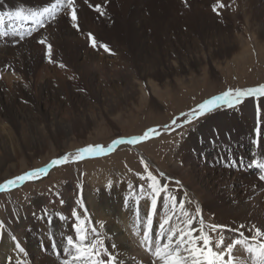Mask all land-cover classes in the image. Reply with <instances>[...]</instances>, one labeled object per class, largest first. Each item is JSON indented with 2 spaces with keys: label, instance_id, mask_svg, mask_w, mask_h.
<instances>
[{
  "label": "rangeland",
  "instance_id": "374dc122",
  "mask_svg": "<svg viewBox=\"0 0 264 264\" xmlns=\"http://www.w3.org/2000/svg\"><path fill=\"white\" fill-rule=\"evenodd\" d=\"M199 1L201 3H195L194 7L190 6L189 0L186 3L185 0H166V16L149 21V34L144 36L147 46L141 48L125 49L123 36L103 34L94 22L77 29L69 20L64 21L67 24L65 29L73 30V36L64 40L67 45L73 43L71 45L75 46L74 43H77L79 49L70 47L64 50L56 45L58 41L51 34L55 33L51 32L52 28L56 29L55 23L42 28L44 33L40 30L34 32L32 36H37L33 39L32 36L22 41L14 36L0 38L2 60L22 62L24 54L33 65L32 72H28L24 65L14 72L20 73L16 81L0 77V183L31 169L44 167L50 160L66 153L74 154L87 145L107 146L118 138L140 136L148 128L159 132L137 146L119 145L107 155L86 156L83 160L51 168L40 179L0 193V221L4 222V227L0 228V254H5L4 261L9 264H17V261L24 264L25 261L22 259L25 254L18 249L13 250V247H7L5 253L1 252L4 251L6 235L11 245L19 242L25 252L27 246L30 248L28 240L33 239L40 253L43 251L62 263L63 259H67L63 256L66 225L75 222L73 210L83 218L86 208L92 225L99 232L101 220L91 216L88 197L97 203L99 189L107 190V185L127 184L130 189L118 201L136 204L139 198L140 219L143 220L150 201L140 192L139 186L143 185L145 192L150 189L149 181L141 179L146 176L141 160L147 163L148 170L157 176L161 184L168 186L169 192L183 196L186 193L185 197L194 208L197 206L196 199L169 176L171 167L175 164L176 168H182L181 159L194 155L202 143L203 146L218 143L219 147L214 146V151H209L210 161L215 160L219 168L229 170V149H226L229 144L224 145L229 143L227 115L236 107L215 110L221 111V116H226L228 122V128L221 135L216 127L205 133L197 130L215 111L191 123H186V116L181 114L189 113L197 105L229 88L247 89L264 84V0ZM33 3L29 2L30 6H26L19 2L13 7L9 1L0 0V13L22 6L26 12L39 10V5ZM219 4L224 7H219ZM214 6H217L216 11ZM157 9L154 11H162ZM91 10L98 12L96 8ZM200 10L204 11V15L211 13L216 19V26L205 28L204 33L195 32L191 25L186 30V16ZM8 22L10 32L13 28L27 31V27L31 26V22H23V25H18L15 20ZM172 23L179 31L168 30ZM90 32L92 37L95 36V47L89 38ZM98 32L102 36L99 39L96 38ZM42 37H47V42L52 45V62L46 57V46L37 42ZM138 41H142L140 37ZM228 43L229 46L234 45L235 50L226 54L223 52ZM101 45H107V50ZM61 64L64 67H60ZM173 119H176V125L171 124ZM165 125L170 127L166 129ZM190 138L195 139L196 145L189 143ZM237 161L240 162L239 159ZM242 166L246 170L244 162ZM161 173L164 175L161 176ZM81 199L83 207L78 204ZM120 209L130 220L131 235L137 242L140 241L143 225L136 227L135 212L121 203ZM165 211L161 205L154 218L153 232L158 229ZM61 215L64 219L60 218ZM200 215L205 222V230L211 235L209 226L218 223L213 222L210 215ZM199 219L200 216L197 217L198 222ZM115 222L118 225L119 220L115 219ZM54 223L64 228L60 232L50 229ZM43 224L47 230L39 226ZM136 232L140 234L136 235ZM119 233L121 237L124 235L123 231ZM131 250L136 254L142 251L146 256L149 253L135 250L132 245Z\"/></svg>",
  "mask_w": 264,
  "mask_h": 264
},
{
  "label": "bare ground",
  "instance_id": "6f19581e",
  "mask_svg": "<svg viewBox=\"0 0 264 264\" xmlns=\"http://www.w3.org/2000/svg\"><path fill=\"white\" fill-rule=\"evenodd\" d=\"M7 1H9L11 3L10 6L13 7H16L15 6L16 3L19 2H22L26 6H30L28 5L29 2H34L33 4L36 3V5H39L38 6L40 7L39 10L43 9L44 7L50 6V3L54 2V1L50 2L51 0H43V1L42 0H7ZM105 1L107 2L105 3ZM165 1L166 0H87V2H85V0H77L79 26L81 28L88 23L93 24L94 22V24L96 23V25L100 28L103 34L111 33L116 37L119 35L123 36L122 44L124 45L125 49H130L131 47L135 48L138 46L140 48L145 47L147 46V43L144 41V36L147 35V33L149 32V27H148L149 21L152 20V18L158 19L160 16L165 17L167 14L166 11L168 10V7L167 6L165 7ZM189 1H190V6L200 2L199 0H189ZM95 5L101 6V12L104 13L103 15H101V12L95 11L94 13L93 12L94 10L93 11L91 10L92 8L93 9L95 8L94 7ZM175 6L177 7V4ZM157 8L161 9L162 11H157V12L154 11V9ZM15 9L16 8L11 10L14 11ZM185 12L187 11H184V13ZM201 12H192L191 14L186 16L188 17L186 23L187 26L186 30H188V28L191 25L195 28V30L193 29L195 32L197 31L198 33H201L207 27L216 26V22L214 21L215 18L213 19V15H211V13L210 14L206 13L204 15L203 14L204 11ZM156 14L158 16H155ZM205 18L206 19L208 18L209 20L205 21ZM65 20H69L68 17L61 15L56 21L52 22L56 24L55 26L56 29L54 30L52 28L51 29L52 31L50 30L51 32H55L51 34L53 38L56 41H58L56 45L64 50L69 49L70 47H76V49H79L77 43H74L75 46L71 45L73 43H69L67 45L66 44L67 41L64 40L65 38L73 36L72 34L73 30L71 31L69 28L65 29L67 25L64 22ZM16 23L18 25L22 24V22L19 21H16ZM9 24L10 22H8V20L6 19L5 27L8 28ZM169 25H171V22ZM21 28L25 29L24 26H22ZM46 28H48V26ZM173 29L179 31V28H177L174 25V23H172V27L170 28L168 27L169 31H172ZM40 31L44 33L45 30L40 29ZM47 31L49 30L47 29ZM97 34H98L96 37L97 39H99V37H102L100 36L99 32ZM85 35L86 34H84V36ZM35 37L32 36V39ZM139 37L140 40H142L140 43L139 41L136 42L139 39ZM79 41H82V39ZM234 48H235L234 45L229 46L228 43L225 45V50L223 53L227 54L229 53V51L235 50ZM25 51L27 50L25 49ZM20 55L22 54L20 53ZM21 58H23L24 61L21 60L22 62H14L15 61L14 59L2 60V58H0V77L3 78L4 76V78L9 79L10 81L11 80L14 81L15 78L16 80H18L19 78L17 79V77L20 76V75L18 76V74L20 73H14V72L19 71L18 69H20L23 65L25 66L28 72H32L33 71L32 68L33 65L31 64L32 61H30L29 58L26 60L24 54L21 56ZM170 74L172 75V73ZM258 104L261 107V114L259 118L261 123L259 125H258L257 112H256V108ZM220 112L221 111L213 112L212 115L206 120L207 123H201L202 125L200 124V128H198L197 130L199 132L203 131L205 133L206 131H208V129L212 127L214 128L216 127L217 133L221 135V132L226 130L229 126V143L224 144V145L229 144V147L226 148L229 149V157H228L229 161L234 160L237 163H239L237 161L239 159L240 161L242 160L247 165L248 162L252 159L253 154H256L258 158L264 155V98H261V100L259 101L251 97L246 98L244 102L236 106L234 110H229V115H227V117H229L228 126H227L228 122L226 116L224 115L221 116L222 113ZM258 126L261 130L259 136H257V132L255 131ZM232 130L233 133H231ZM193 138L195 137L193 136ZM257 139L259 140V144H254L253 141ZM194 140L191 138L189 139V143L192 146L196 145ZM205 146H209V147L206 148ZM214 146L219 147L220 145H218V143L209 145L208 143L207 145L203 146L202 143V145L201 146L199 145L198 149L195 150L194 155L192 154L191 156H186L185 159L182 156L183 157L181 159L182 168H178V167L176 168V165L174 164L173 167H171V170L169 171V176L174 178V180L176 181H180L181 186L192 193V196H194V198L197 201V204L201 208V213L210 215L213 222L218 224L220 223L221 225H227L230 228H236L239 225L244 224L246 225V227L244 229H241V231H243L246 236L252 235V233L248 231V228L252 224H255L257 227H260L262 230H264V181L258 179V172L256 169L246 168L245 170V167L243 166L242 169H238L239 167L236 168L229 167V170L226 169L224 170L223 168H219V165L216 164L217 162H215V160L210 161L209 158L210 157L209 151L211 150L213 152ZM135 149L137 150L136 147ZM200 154H202L201 157ZM185 155H190V154H185ZM210 164H212L213 167H211ZM207 166L210 169L207 168ZM105 188L107 190L99 189L97 194V203L93 199H91L90 196L88 197V206L91 210L90 211L91 216L97 218L98 220H101V224L103 225V227L100 226L99 232L102 233L101 238L104 239L105 246L108 248L109 252H111L113 255H116L119 260L124 262V264H152L151 260H153L154 257H152L150 253H148V256H146L141 251L142 255L140 252H138L137 255L134 251L131 250V245H132V248H134L135 250L142 249L143 251H146L145 248L140 245V241L137 242L136 238L131 235L130 220L127 217L126 212L120 209V203H121L123 206H126L127 209L129 210L133 209L132 211L135 212V208H136L135 203L131 201H126V202L118 201V199L122 198L124 196V193L127 192L130 188L127 186V184H122L119 186L107 185L105 186ZM171 194L175 195L178 198V200L181 198L186 199L185 206L191 212V214L194 215L196 220L194 226L198 228L199 227V222L197 220L198 216L196 215L194 205L193 204L190 205L189 203H187L188 199L183 195H178L175 193H171ZM114 202L116 203L114 204ZM115 219L119 220L118 225L115 222ZM70 221L71 220L69 219V222ZM177 223H179V221L173 218L172 224H177ZM70 224L66 225L68 226L66 234L75 236V233L73 231V224L72 223ZM39 226L44 230L48 229L44 224ZM51 226L52 228L50 229L58 232H60V230L64 228V226L55 223L52 224ZM120 231L124 232V235L122 237L120 236L119 233ZM225 235L229 237V242L231 241L232 238L236 237V234L232 232H226ZM5 236H4V240L6 243L4 242V248H2L4 249V251L1 250V252L5 253L7 247L9 249V246L13 247V250H16L17 249L15 248L16 245H11L10 242L6 240L8 239L6 238L7 236L6 237ZM216 238H218V236H216ZM42 239L44 240V236L42 237ZM27 244H29L30 248L27 246L26 248L27 255L26 256L24 255L22 257V259L24 258L25 260L24 264H59L55 260V257L46 254L43 251L40 253L39 248L38 247L36 248V245H34L35 242L33 239H29ZM112 245H115V248H113ZM49 249L52 250L53 248L50 247ZM4 255L0 254V263L5 262L6 264H9L10 262L4 261L5 259ZM235 255H237L238 257L244 256V252L242 249L239 248V246L237 248V251L235 252ZM63 256L64 258H66L65 255Z\"/></svg>",
  "mask_w": 264,
  "mask_h": 264
},
{
  "label": "snow or ice",
  "instance_id": "6c2138e0",
  "mask_svg": "<svg viewBox=\"0 0 264 264\" xmlns=\"http://www.w3.org/2000/svg\"><path fill=\"white\" fill-rule=\"evenodd\" d=\"M85 2H87V0H85ZM186 2L187 0H185V3ZM94 7L98 12H101L100 5H95ZM219 7H224V5L219 4ZM213 10L216 11L217 6H214ZM103 14L104 13L101 12V15ZM61 15L67 16L72 22L73 27L79 29L77 0H54L50 6L44 7L38 11L31 10L26 12L23 7H17L14 11L0 13V38L14 36L22 41L26 37H31L34 32L56 21ZM6 18L7 20H15L22 23L31 22V26L27 31L13 28L10 32L5 27ZM88 35L89 38L92 39L93 46L95 47L96 42L94 37H92L91 33ZM37 42L46 46V57L49 62H52V45L47 42V37H42ZM101 46L107 50V45ZM60 67H64V65L61 64ZM250 97L257 101L264 98V84L247 89L229 88L219 95L205 100L203 103L197 105L196 108L191 109L189 113H182L181 115L186 116V123H191L193 120L199 119L201 116L213 112L218 108H234L243 103L246 98ZM256 112L259 125L261 123L259 119L261 107L259 104L257 105ZM176 123V119L171 121L172 125H176ZM164 127L167 129L170 125H165ZM255 131L257 132V136H259L261 131L259 126ZM157 134L158 132L155 128H148L140 136H135L131 139L118 138L107 146L96 144L79 148L74 154L66 153L50 160L44 167L31 169L21 175L3 181L0 183V193L9 192L13 188L19 187L28 181L40 179L47 175L51 168L83 160L86 156L107 155L119 145H135ZM253 143L259 144V140H254ZM141 163L144 164L146 173V176H142L141 179L149 181L148 189H150V191L145 192L144 186L140 185V192L150 201V205L146 216L141 220L138 198L136 200L134 214L137 218L136 227L139 228L141 224L143 225V235L140 240V245L154 257L152 264H264V230L252 224L248 228V231L251 232L252 235L246 236L245 233L241 231V229L246 227L244 224L236 228L215 224L209 226L212 230V234L210 235L205 231V222L202 215H200L201 208L198 204L195 208V212L197 216H200L199 227H195L194 224L196 220L185 206L186 199L181 198L178 200L175 195H172L168 191V186L166 184H161L157 176L153 175V173L148 170L147 163L143 160H141ZM242 164V160L239 163L230 160L227 166L240 167ZM246 167L249 169H256L258 172V179L264 181V155L258 158L256 154H253L252 159L248 162ZM160 175L163 176L164 174L161 173ZM169 180H171V178H169ZM176 183L180 184L181 182L176 181ZM186 195L185 193V196ZM187 203H191V201H187ZM61 204H63L62 200ZM78 204L83 207L82 199L78 200ZM161 205L166 211L159 222L158 229L153 232L154 218ZM45 215H47V211H45ZM72 216L75 218V223L73 224L75 236L67 235L64 238L65 246L63 248V253L67 259H64L62 264H124L116 255L109 252L108 248L105 246L104 239L101 238L96 227L92 225L86 208L84 209L83 218L75 209L72 212ZM60 218L64 219L62 215ZM173 218L179 221V223L172 224ZM3 227L4 222L0 221V228ZM101 227H103L102 224ZM226 232L235 233L236 237L228 242L229 237L225 235ZM135 234L139 235L140 233L136 232ZM216 236H218V238H216ZM12 239L15 241V236H13ZM238 246L244 252V256L242 257L235 255ZM112 247L115 248V245H112ZM16 248L20 253H24L25 256L27 255L25 249L21 247L19 242L16 243ZM17 264H21V262L17 261Z\"/></svg>",
  "mask_w": 264,
  "mask_h": 264
},
{
  "label": "water",
  "instance_id": "95a60500",
  "mask_svg": "<svg viewBox=\"0 0 264 264\" xmlns=\"http://www.w3.org/2000/svg\"><path fill=\"white\" fill-rule=\"evenodd\" d=\"M158 134H159V132H158ZM158 134H157V135H158ZM157 135H153V136H151L149 139H151V138H153L154 136H157ZM147 140H148V139H147ZM143 142H144V141H143ZM140 143H141V142H140ZM140 143H138V144H140ZM138 144H135V145H129V144H126V145H128V146H132V147H133V146H137Z\"/></svg>",
  "mask_w": 264,
  "mask_h": 264
}]
</instances>
